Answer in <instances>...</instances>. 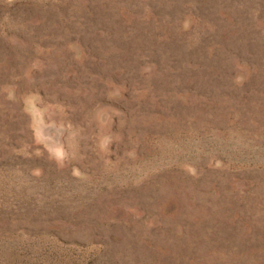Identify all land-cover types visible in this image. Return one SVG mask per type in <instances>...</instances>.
<instances>
[{"label": "rangeland", "instance_id": "rangeland-1", "mask_svg": "<svg viewBox=\"0 0 264 264\" xmlns=\"http://www.w3.org/2000/svg\"><path fill=\"white\" fill-rule=\"evenodd\" d=\"M0 264H264V0H0Z\"/></svg>", "mask_w": 264, "mask_h": 264}]
</instances>
